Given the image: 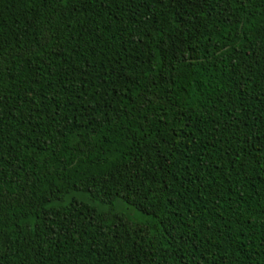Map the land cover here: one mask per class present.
<instances>
[{
    "label": "trees",
    "instance_id": "16d2710c",
    "mask_svg": "<svg viewBox=\"0 0 264 264\" xmlns=\"http://www.w3.org/2000/svg\"><path fill=\"white\" fill-rule=\"evenodd\" d=\"M0 264H264V0H0Z\"/></svg>",
    "mask_w": 264,
    "mask_h": 264
},
{
    "label": "snow or ice",
    "instance_id": "6c2138e0",
    "mask_svg": "<svg viewBox=\"0 0 264 264\" xmlns=\"http://www.w3.org/2000/svg\"><path fill=\"white\" fill-rule=\"evenodd\" d=\"M65 3H67V0H64Z\"/></svg>",
    "mask_w": 264,
    "mask_h": 264
},
{
    "label": "rangeland",
    "instance_id": "374dc122",
    "mask_svg": "<svg viewBox=\"0 0 264 264\" xmlns=\"http://www.w3.org/2000/svg\"><path fill=\"white\" fill-rule=\"evenodd\" d=\"M136 215H138V214H136Z\"/></svg>",
    "mask_w": 264,
    "mask_h": 264
}]
</instances>
